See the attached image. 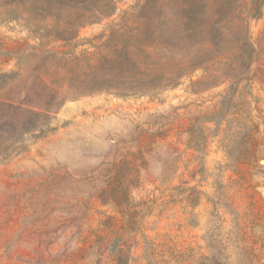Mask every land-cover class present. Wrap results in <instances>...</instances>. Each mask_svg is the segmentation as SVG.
I'll return each mask as SVG.
<instances>
[{
	"label": "rangeland",
	"instance_id": "374dc122",
	"mask_svg": "<svg viewBox=\"0 0 264 264\" xmlns=\"http://www.w3.org/2000/svg\"><path fill=\"white\" fill-rule=\"evenodd\" d=\"M2 75L0 264H264V0H0Z\"/></svg>",
	"mask_w": 264,
	"mask_h": 264
},
{
	"label": "trees",
	"instance_id": "16d2710c",
	"mask_svg": "<svg viewBox=\"0 0 264 264\" xmlns=\"http://www.w3.org/2000/svg\"><path fill=\"white\" fill-rule=\"evenodd\" d=\"M116 6L113 5L111 10L105 16L113 15L116 12ZM92 13V19L83 23H70L74 37L78 36L81 27L87 24L96 23L99 19L95 16L100 13L98 9L88 11ZM58 40H65L64 37H57ZM4 75L0 76L2 79ZM7 87H0L5 90ZM34 101L23 102H1L0 101V164L13 157L27 151L30 143L45 137L52 129L50 127L52 116L50 105L41 107Z\"/></svg>",
	"mask_w": 264,
	"mask_h": 264
}]
</instances>
